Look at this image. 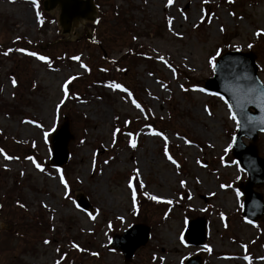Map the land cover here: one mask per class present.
Segmentation results:
<instances>
[{
  "label": "rangeland",
  "instance_id": "obj_1",
  "mask_svg": "<svg viewBox=\"0 0 264 264\" xmlns=\"http://www.w3.org/2000/svg\"><path fill=\"white\" fill-rule=\"evenodd\" d=\"M44 1L0 0V264H264V223L243 219L236 196L247 181L232 156L237 125L220 96L194 90L230 51H253L264 83V0H95V21L69 34ZM67 121L68 160L55 168L50 138ZM258 149L264 158V133ZM199 218L196 247L184 232ZM134 225L149 239L126 262L110 242Z\"/></svg>",
  "mask_w": 264,
  "mask_h": 264
},
{
  "label": "water",
  "instance_id": "obj_2",
  "mask_svg": "<svg viewBox=\"0 0 264 264\" xmlns=\"http://www.w3.org/2000/svg\"><path fill=\"white\" fill-rule=\"evenodd\" d=\"M59 9V24L63 34H69L73 25L82 21H94L97 14L94 0H46L45 11ZM234 65L236 68H229ZM214 77L205 83V90L217 93L232 106V112L240 121L236 134L232 154L243 170L247 173L248 180L240 186L244 195L242 216L251 222H264V197L256 191V188L264 185V158L259 155V133L264 129V99L247 93V86L253 82L261 86L258 76V65L254 52H227L216 61ZM252 102L249 103L248 101ZM246 117H251L249 123ZM243 138L248 139L245 144ZM73 139L67 121L53 135L51 144L53 149L52 165L63 166L69 156V143ZM82 207H87L82 199L79 200ZM136 235V236H132ZM187 242L193 246H202L206 240V221L202 218L192 220L188 224L185 233ZM149 239V228L137 225L125 232L123 236H116L112 242V248L122 252L125 261L131 260L134 252L144 246ZM186 264H202L200 257H191Z\"/></svg>",
  "mask_w": 264,
  "mask_h": 264
},
{
  "label": "snow or ice",
  "instance_id": "obj_3",
  "mask_svg": "<svg viewBox=\"0 0 264 264\" xmlns=\"http://www.w3.org/2000/svg\"><path fill=\"white\" fill-rule=\"evenodd\" d=\"M31 2H32L33 5H36L37 0H31ZM205 2H206V0H205ZM231 2H232V0H229V3H231ZM172 4H173V0H167V3L165 4V7H169V6H171ZM37 16H38V14H37ZM168 23H169V24L172 23L171 18L168 19ZM220 30L223 31L222 28H221ZM256 35H260V32L258 31V32L256 33ZM134 39H135V38H134ZM249 47H251V45H249ZM11 51H12V49H8V51L4 52L3 54H4L5 56H7L8 53L11 52ZM17 51H19V52H24L25 50L22 49V48H20V49H17ZM26 55H28V56H33V57H35L37 60H39V61H44L45 63H47V58H46V57H44V56H40V55H38V54L35 53V52H27ZM217 55H219V52H217ZM72 59H74V60H79V57H72ZM159 59H161L162 61L164 60L163 57H160ZM215 59H216V57H212V58H210V59L208 60V64H209V66L212 68L213 71H215V70H216V67H217V66H216V63H214ZM165 63H166V61H165ZM80 67H81V68H85V70H87L86 67H85V65H83V64H81ZM169 67H170V65H169ZM173 72H174V70H173ZM15 84H16V81L13 79V80H12V85L15 86ZM109 87H110V88H113V89H118V90H120L121 92H128V90H127L126 88H124L122 85H120V84H118V83L110 84ZM194 90H198V91H200V92H203V91H204V89H202V88H201V89H194ZM247 93H248L249 95H252V96H257V95H258V97H259L260 99H264V86H261V85H259V84L256 83V82H253L252 84H249V85L247 86ZM65 95H67V92H65ZM128 96L131 97L132 94H131L130 92H128ZM220 98H221L222 100L224 99L223 97H220ZM224 102H225V104H228V101L225 100ZM248 102L251 103L252 101L249 100ZM132 103L135 105L136 108H138V109H140L141 111H143V109L141 108L140 104H138L134 99L132 100ZM205 111H206V112L208 111L207 107H205ZM228 111H229V119L232 120V121H234V122L236 123L237 127H239V126H240V121L237 120V116H236V114L232 112V106H231V105H228ZM246 120H247L249 123L252 122L251 117H246ZM261 122L264 123V118H262V121H261ZM27 123H32V121H27ZM36 126L39 127L40 125L37 124ZM262 131H264V129H262ZM116 132H119V129H116L115 132H113V136L116 135ZM152 134L155 135V136H162V133H160V132H153ZM128 135H131V133H128ZM164 140H165V145H166V144H167V139H166V137L164 138ZM185 143H189V141H185ZM129 144H130V147H132V148H135V147H136V142H135V140H131V141H129ZM225 151H227V149H225ZM0 154H3V153H2V150H0ZM164 155L167 156L168 159L171 160V162H172L174 165L177 163L175 160L172 159L171 156L168 155L167 148H165ZM4 159H5V160H11V159H16V158H15V157L8 156V155H4ZM26 159L29 160V161H31L32 164H33V165H34L39 171H41V172L44 171V169L41 167V165L38 164V163H37V162H36L31 156L26 157ZM178 166H179V165H177V167H178ZM57 171L59 172L60 170L57 169ZM241 171H243V169H241ZM21 174H23V173H21ZM136 176H137V178L139 177V171H138V170H136ZM59 182H60L61 185L64 186L65 189L68 188V185H67V183H66L65 178H64L63 175H61V176L59 177ZM180 183H181V187H183L185 182H184V181H181ZM128 187H129L130 189L133 188V185H132L131 180H130L129 183H128ZM140 187H143V184H141ZM221 187L223 188V187H225V185H221ZM145 195H147V193H145ZM236 196H237V198H239V197H240V192H237V193H236ZM150 199L153 200V201H158V202H159V198H158L157 196H155V195L151 196ZM132 200H133V204H135V200H136V191H135V189H133V191H132ZM165 202L168 203V204H171V203H172L171 200H168V201H165ZM19 207L23 208L24 205H23V204H19ZM44 207H47V205H44ZM221 218L223 219V217H221ZM248 222L251 223V221H248ZM44 243L47 244V243H49V242H48L47 240H45ZM181 243H184L183 238H181ZM73 247L76 248L77 245L73 244ZM92 255H96V253H92ZM244 259H245V260H249V257L246 255V256H244ZM261 259H264V257H262ZM55 264H60V261L57 260V261L55 262Z\"/></svg>",
  "mask_w": 264,
  "mask_h": 264
},
{
  "label": "bare ground",
  "instance_id": "obj_4",
  "mask_svg": "<svg viewBox=\"0 0 264 264\" xmlns=\"http://www.w3.org/2000/svg\"><path fill=\"white\" fill-rule=\"evenodd\" d=\"M73 27H74V28H75V27L77 28L78 25H73ZM229 68H233V69H234V68H236V67H235L234 65H230ZM226 257H228V256L226 255Z\"/></svg>",
  "mask_w": 264,
  "mask_h": 264
}]
</instances>
